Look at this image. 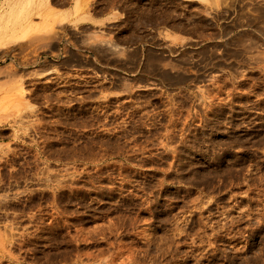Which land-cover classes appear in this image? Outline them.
<instances>
[{
  "label": "rangeland",
  "instance_id": "rangeland-1",
  "mask_svg": "<svg viewBox=\"0 0 264 264\" xmlns=\"http://www.w3.org/2000/svg\"><path fill=\"white\" fill-rule=\"evenodd\" d=\"M0 264H264V0H0Z\"/></svg>",
  "mask_w": 264,
  "mask_h": 264
},
{
  "label": "crops",
  "instance_id": "crops-1",
  "mask_svg": "<svg viewBox=\"0 0 264 264\" xmlns=\"http://www.w3.org/2000/svg\"><path fill=\"white\" fill-rule=\"evenodd\" d=\"M141 66V58L139 57V61L137 62V66L135 67L134 72L136 71V69L140 68Z\"/></svg>",
  "mask_w": 264,
  "mask_h": 264
},
{
  "label": "bare ground",
  "instance_id": "bare-ground-1",
  "mask_svg": "<svg viewBox=\"0 0 264 264\" xmlns=\"http://www.w3.org/2000/svg\"><path fill=\"white\" fill-rule=\"evenodd\" d=\"M26 30V29H25ZM25 36V35H24ZM4 40V39H3ZM149 60V59H148ZM152 62H154L153 60H151ZM178 82V81H177Z\"/></svg>",
  "mask_w": 264,
  "mask_h": 264
}]
</instances>
